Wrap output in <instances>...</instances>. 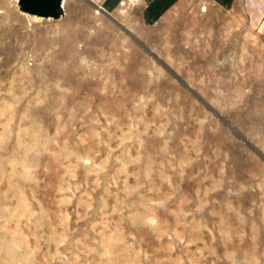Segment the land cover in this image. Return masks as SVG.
<instances>
[{"label":"rangeland","instance_id":"rangeland-1","mask_svg":"<svg viewBox=\"0 0 264 264\" xmlns=\"http://www.w3.org/2000/svg\"><path fill=\"white\" fill-rule=\"evenodd\" d=\"M0 264H264V0H0Z\"/></svg>","mask_w":264,"mask_h":264},{"label":"water","instance_id":"water-1","mask_svg":"<svg viewBox=\"0 0 264 264\" xmlns=\"http://www.w3.org/2000/svg\"><path fill=\"white\" fill-rule=\"evenodd\" d=\"M98 9V8H97ZM98 10H100V9H98Z\"/></svg>","mask_w":264,"mask_h":264}]
</instances>
